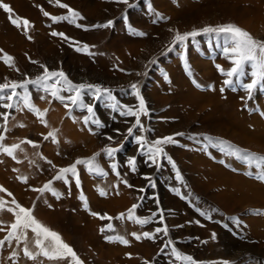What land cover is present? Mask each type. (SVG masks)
Segmentation results:
<instances>
[{
    "label": "bare ground",
    "instance_id": "obj_1",
    "mask_svg": "<svg viewBox=\"0 0 264 264\" xmlns=\"http://www.w3.org/2000/svg\"><path fill=\"white\" fill-rule=\"evenodd\" d=\"M60 1L68 4L73 10L78 11L85 18L79 22L87 25H91L97 21L103 22L106 19L117 18L125 8V5L115 4L114 2H109V0ZM171 1L150 0L151 5L156 11L170 18L166 22L158 21L157 26L150 25L146 21L148 18L150 21L155 19L152 13L144 11L148 6L141 5L142 10L140 9V12H130L128 14V18L132 21L133 26L141 29L147 35L144 39L133 38L134 40L125 36H118L122 40L115 39V41H112L108 46L109 52L107 58H99L97 62L101 74L99 78H102L109 86L137 84L140 94L149 104L150 109L158 112L163 111L156 116L157 120L158 118L160 119V122L158 121L159 123L156 125L158 138L174 136L176 133H206L210 134V137L214 136L242 149L264 155V117L260 115V111H264V95L262 96L258 92L254 93V98L248 104V108L253 109V111H250V114H246L245 110L240 109L244 104L242 100L238 99L231 92L226 91L227 89L223 93L220 92V88L223 86L222 78L218 77L217 71L207 61H202L194 54H189L188 64L191 76L201 87L207 88L205 91H200L190 86L182 75L184 71L181 73L179 69L178 61L173 60L169 64L166 62V58H171L172 56L168 47L170 46L173 33L168 31L169 28L184 33L190 32L193 29H202L209 25L235 23L248 31L254 38L264 41V0H176V5H173ZM3 2L13 8L14 15L28 19L34 26L25 35L23 26L19 29L12 27L9 23L8 14L0 9V50H3L0 52V56L3 53H7L14 57L15 66L19 71L29 68L26 63V55L38 61L47 62L48 55L54 53L56 51L55 48L58 47L56 45L58 44L57 41L48 34L51 30L61 28L57 26L46 29V25L50 24V20L44 18L41 12L34 9L33 6L41 5L52 15H62L67 10L64 11L51 7L50 3L44 0H3ZM147 16L149 17L147 18ZM118 28L120 30L123 27L118 25ZM65 30L66 33L76 39L74 31L71 28H68V30L65 28ZM28 36H31V40L28 39ZM148 60H155L163 65L170 82L167 84L162 83L163 78L158 75L157 71L152 70L156 62L142 69V64H146ZM218 61L217 63L224 69L228 68L225 60L218 59ZM85 68L86 70L95 72L94 68L88 64H86ZM77 70V66L74 65L72 72ZM15 71V69L6 68L5 64L0 63L1 81L5 77L11 80L16 79L17 73ZM81 75L83 74H75L78 78ZM209 85L214 90L209 89ZM31 93L33 99L40 95L33 91ZM46 100L48 101V98ZM252 102H255V104ZM35 105L41 111L47 109V112H49L52 109V113L48 116L49 128H61V132H58L62 135L59 136V150L62 156L67 157L66 160L60 159L61 157H55L50 153L51 150L47 148H50L51 144V146L49 145L50 147H47L48 145L46 147L41 146L43 149L42 153L50 158L57 167L65 166L67 163H71L78 158L98 152L104 143L107 142L105 137L110 135V131L104 132L98 138L90 137L83 131L78 133L76 128L70 126L68 123L63 122V125L59 124L58 119L63 112L58 106L51 107L50 105L49 107L51 108H47L48 104H46L45 108V104L35 103ZM255 109H259V111L256 112ZM15 112V119L14 121L9 120L8 128H15L17 121L27 122V124L29 123L27 126L32 127L30 126L32 124L31 116L23 110ZM2 123L3 121H0V124ZM77 127L79 126L77 125ZM30 128L26 129L27 131L15 128V130L13 129L14 132L12 130L7 133L8 138H12L14 134V140L25 139L29 136L27 134L32 132ZM79 128H77L78 131L80 130ZM113 128L119 129L120 133L124 132V127L121 125L114 126ZM33 129L35 130V127ZM2 131L0 129V132ZM39 132L43 133V130H39ZM111 136L114 137V140H119L120 137L116 134H111ZM94 137H97V135H94ZM39 149L30 148V151L33 152V163L38 164L41 169L47 170V165L44 163L45 160L43 159L44 162L40 160L39 153H37ZM167 153L187 174L188 178L186 182L192 193L197 195V197L204 198L203 200L197 199L195 201L196 206H199L198 208L204 207L211 220L226 221L227 225L233 230V233L240 237L239 240H235L233 239L235 236L232 238L222 232L217 224L213 225L211 222L210 224L204 222L205 228L199 230V237L205 239L209 243L208 247H211L208 249L211 252L209 258L211 259L213 255H216L215 258L217 260L231 261L239 258L241 255L255 253L261 256L262 264H264V215L253 214L255 211L264 213V182L247 178L240 172L243 170L241 166L236 167L238 169L236 170L237 172H228L219 164L211 163L198 153L191 154L176 148L167 149ZM85 174L80 173L81 187L88 200L89 209L93 212L107 213L112 217L116 212L127 210L139 199L138 195L132 193L131 190L125 189L121 184H119L117 190L112 189L105 198H101L94 189L96 185H99V181ZM35 180L30 179V185L36 187L37 182ZM40 181L43 180L40 179ZM108 181L113 183L115 180L111 177ZM107 184L108 182H105V187ZM132 185L133 187L140 186V181H134ZM178 189L180 191L183 190L181 187ZM118 190L119 194H117ZM14 192V196H16V199L22 205L27 207L30 205V201L34 195H22V193L16 190ZM75 192L71 187V199L62 203L69 208L67 214L60 210L62 204H53L55 210L52 213L43 211L42 206L40 211L38 208L40 205L37 207V204H35L34 215L44 225L57 232L63 241L68 243L81 259L85 260L87 259L86 257L92 258L95 252L97 253V258L93 259V262L96 264H123L124 262L134 263V260L127 261L123 258L125 253L132 255L141 254L142 257L145 256L149 259L156 254L157 248L155 243L131 241L130 244L132 245L130 248H121L109 244L104 245L99 242L96 238V232L100 228L101 222L98 220L99 218L88 216L85 212L81 211L80 204L76 201L74 202ZM182 192L185 191L183 190ZM159 194L160 206L164 209L172 210V215L165 219L167 225L175 227L189 220V218L181 217L180 211L183 212L181 210L183 205L180 202L169 197L165 192H160ZM223 215H236V219L235 221L233 218L224 219ZM64 216L67 218L66 221L69 226L63 223L65 220L62 222L61 218ZM125 220H127L126 214ZM124 223H128V221ZM125 228V230L140 231L139 228L131 226L130 223L126 224ZM209 232L215 233L216 238L219 240L218 245L222 247L221 252L215 254L214 244L210 241ZM187 233L178 230L175 234L181 237ZM245 241H248L247 243L253 241V244L244 243ZM204 256L201 253L197 255V259H202Z\"/></svg>",
    "mask_w": 264,
    "mask_h": 264
},
{
    "label": "rangeland",
    "instance_id": "obj_2",
    "mask_svg": "<svg viewBox=\"0 0 264 264\" xmlns=\"http://www.w3.org/2000/svg\"><path fill=\"white\" fill-rule=\"evenodd\" d=\"M44 1L49 2V0H44ZM169 1H171V0H169ZM173 2H174V0L171 1V3L173 5L177 4L176 0L174 3ZM61 3H64V2H61ZM130 3H133L135 6L132 8H128L125 5L124 10L120 13V15L117 18H111L112 20L115 21L114 27L109 28V29H96V28L91 27L92 25H95L97 23H105L109 19H106L103 22L97 21L96 23H92L91 25L81 23L82 25H85L88 27L89 30H87V31H85L84 28H77L74 25L69 24L66 21L53 24L52 21L49 18L45 17L43 15V13L40 11V7H42V6L41 5H34L33 6L34 9H36L37 11H40L44 18L50 20V24L46 25V29H51V28L57 27V26H59L61 28L58 30H51L48 34L51 38H53L54 40L57 41L58 44H56V45L58 47L55 48L56 51H54V53H51L50 55H48L47 62H41V61H38L37 59L32 58L31 56L26 55V63L29 66V68H27L24 71H19V72L15 71L17 73V77H16V79H13V80H17V81L22 80V79H24L25 75H27L30 78H35L37 75L41 74L43 72V69H41L38 66V64L31 63L32 60H35V61H38L40 64L46 65L50 70H63L66 73V75L69 77V79H71L74 83L101 84L102 86L111 89L112 94L119 100V102L121 104L136 105L138 103V101L136 100V98L134 96H132L130 94L131 93V87H130L131 85H124V86H109V85H107L106 82L103 81L102 78H99V76L101 74H100L99 66H97V62L99 61V58H101V59L107 58L108 52H109V48H108L109 44L112 41H115V39H121V37H118V36H125L129 39H133V38L134 39H142V38L144 39L145 38V36L140 37V36L130 35L128 32L127 26L125 25V23L122 19V16L127 15V17H128V14L130 12L131 13L140 12L142 10L141 5L148 6V4H151L150 0H130ZM50 6L61 9L56 4V0H52V2L50 3ZM147 9L144 11L146 13H149V11ZM61 10L65 11L67 9H61ZM45 11H47V10H45ZM47 12H49V11H47ZM67 14H68L67 12H64L62 15H67ZM50 15H52V14H50ZM148 17L149 16H147V18ZM146 21L148 24L150 23V25H153V26L158 25L157 23H153V21H150L149 18L146 19ZM128 22H129V24H131L133 26V23L129 18H128ZM9 23L12 27H15L10 21H9ZM118 25H121L123 28L119 30ZM133 27H135V26H133ZM65 28L67 30H68V28H71V30L74 31L76 39H74L68 33H66ZM135 28L139 31H142L141 29H139L137 27H135ZM52 31L65 33L66 36L71 38V41H79L81 46L83 44H87L89 46H94V47H90L89 50L92 53H96V55L90 56L88 54H85L84 52H77L75 50V47L77 45L73 44L72 46H70V41H66L59 36L54 37V36L50 35V33ZM215 42L216 41L214 38H210V37L204 36V35L196 37L195 40L189 39L186 42L185 46L177 45L172 51H170L172 56H171V58H166V62L169 64L173 60L178 61L177 62L178 66H180L179 69H180L181 73L184 71V73L182 75L188 81L190 86L194 87L197 90L205 91V90H207L206 87L197 88L193 84V80H195V79L191 76V72H188L185 70V65H184V61H183L182 57H186V59L188 61L189 54L191 53V54H194L196 57H199L200 60L207 61L210 64V66L215 71H217V75H219L218 77L222 78V82H223V80L226 77L222 76L219 73V71L217 70L215 65L219 64V63H217L218 59H222V60L226 61V65L228 66V68H225V70L229 69L231 67V65L226 59H224L222 57V55L219 53V50L214 47ZM99 44L101 45V49H100ZM99 53H102V55H100ZM153 61L148 60V62L146 64L145 63L142 64V69H145L148 66H150L152 63L154 64L156 62L155 60H153ZM0 63H3L2 59H0ZM86 64L92 66L94 68L95 72H91L89 70H86V68H85ZM74 65L77 66L78 70L72 72V67ZM188 66H189V64H188ZM5 67L9 68L6 65H5ZM163 67H164L163 65L156 62L154 64V67H152L153 68L152 70L157 71L158 75L161 78H163L162 83L164 82L165 84H167L169 82V80L166 81L164 79L165 74L167 75V73H166L165 68H163ZM189 68H190V66H189ZM76 73H79V75L80 74H83V75H81L80 78H78L77 76H75ZM3 82H4V80L1 81V79H0V83H3ZM222 85H223V83H222ZM222 87H225V90L227 89L226 91L231 92L232 94L236 95L237 98L240 100H241L242 96L246 95V93L242 90L232 91L231 89L227 88L224 85ZM31 91H33L37 94H40V95H38V97L33 99L34 104L35 103L45 104V108L47 106L46 104H48L47 108H51L52 106H58L63 112L58 119L59 124L63 125L64 123H68L70 126L76 128V131L78 133H81L83 131L84 133L86 132V135H88L90 137L98 138L99 136H102V134L104 132H107V131H110L109 132L110 135L111 134L117 135V133L114 131L115 130L113 128L114 126L121 125L122 127H124V132L123 133L121 132L122 133L121 135H117L118 137L120 136L119 140H115V143H112L110 141L108 142V140H107V142L104 143V145L101 147V149H102L103 147L108 145V146L116 147L119 149V151L115 155L114 160H110V159L106 158L103 154H101V157L98 158L103 167H104V165H106V167H104V168L106 171L109 172V175L107 176L106 179H101L100 177H98L96 175H90L83 166H78L79 174L81 172L83 174L86 173L85 174L86 176L94 178V180L99 181V185H96V187H94V189L99 194V192L97 190L98 187L104 188L107 191V193L109 191L111 192L112 189L117 190V188L113 187V185H117L120 183H119L117 177L115 176V174L112 173V171L109 167L110 164L116 163L117 167H118V171L121 173V176L124 179H127L131 185H132V182H134V181H137V182L140 181V186H136V187L134 186L132 188L125 187L123 184H121L125 189L131 190L132 193H134L135 195H138L139 198L144 197L143 201H140L138 199V201H135V203H133V204H138V203L141 204V207L137 209V213H136V215L138 217H142V218L143 217H150V216H152L153 213H159L160 210H165V211H163V216H164L163 224H161L159 222L160 217H159V215H157L154 222L145 225L143 228L133 221H128L125 219L123 221H121V220L115 219V217H117L120 213H125L127 215V210L130 209L133 204L125 211L116 212L112 216L114 218L112 221L100 220L96 217L101 222L100 228L97 229V232L98 231L99 232L98 233L96 232V236H97L96 238L99 240V242H101L104 245L109 244V245L119 246L121 248H130L132 245V244H130L131 241L132 242H138V243H155L156 248H157L156 249L157 252L151 259H149L145 256L142 257L141 254H134V255L131 254V258H129L128 254H130V253H125L123 258L127 261L134 260V263L124 262L123 264H144L145 261H147L148 264H180L179 261H175L174 257L171 256V248L170 247H167V248L164 247L165 241H167L169 239L173 241V246L176 247L178 250H180L182 253L192 256L193 259L196 261V264H240V263L241 264L242 263L248 264V262H249V264H253V263L254 264H262L261 256L258 254H255V253L244 254V255L239 256V258L231 260V261L217 260V258H215L216 255H213L211 257V259L209 258V255L211 252L208 249H210L211 247H208L209 243H207V241L205 239H201L199 237V230L205 228L204 222L209 223V224L211 222V224H213V225L217 224L218 228L222 232L228 234L232 238L235 236L233 238L235 240H239L240 237H238L237 235H235L233 233V230L231 229V227H229L227 225L226 221H223V220L222 221H218V220L213 221V220H211V218L209 217L208 214H207V216L209 218H206L205 216L200 215L201 212H206V211L204 210V207L198 208L199 206H196L195 201L197 199L203 200L204 198H202V197L200 198V196L197 197V195L192 193V191L189 188V185H187V182H186L187 178H188L187 174L182 170V167H179V165L177 164V162L173 158L172 159L176 162V165H178L177 168L179 169L180 174L184 179L183 183H181L180 181H178L176 179L175 170L171 167L170 164L167 163L166 160L163 161V167L160 168L159 170H157V168L155 166L150 165V162L147 161V158L145 156L140 155V153L138 152V145L134 142L133 138H131V137L126 138V136L124 135V134H126V130L128 129V127H130L131 123L134 121V117H129V118L120 117L118 115V113L112 112L109 108H106L104 106L103 101L96 103L95 104L96 115L106 125V127H104L103 129H96L95 126H92L93 131H97L99 133L97 135V137H94V135L91 134L88 131V129L85 128L84 125L79 120H77V122H73V119L71 118V116L81 117L82 115H85L86 112L74 110L70 116L67 109H65V107L59 101L52 99V97L49 94L44 93L41 90L30 86V92ZM258 93H260L262 96L264 95V92H258ZM62 94L66 95V93H62ZM41 95H44L46 97V99L48 98V101L46 99L41 100L39 98ZM49 100H51V103H49ZM89 102H92L90 100V98H89ZM252 103L255 104V102H252ZM146 104H147V107L149 109V116H142L141 117V121L145 127V132L143 134L145 136H147L149 139H156V138H158L157 137L158 134H156V125H157V123L160 122V119L158 118V120H157L156 116L159 113H162L163 111L162 110L159 112L153 111L152 109H150V107L148 106L149 104L147 102H146ZM248 104H249V101H248ZM50 105H51V107H49ZM242 107L240 109H242L243 111L245 110L246 114H250V111H249L250 108H248V107L245 108L244 104L242 105ZM0 111H5V110L0 109ZM23 111L32 117V124L30 125L32 127L30 128L29 126H27V125H29V123L27 124V122L17 121L15 124V128H20L19 130L25 129V131H27L26 129H28V128L32 129V132H30L31 135L29 133L27 134V135H29V136H27L29 138L26 137L25 139H30V140L34 141L35 143L39 144L40 147H38V148H40V149H39V151L37 150V153H39L40 160H43V159H41V156L46 157V155L42 153L43 152L42 147L43 146L46 147V145H48L47 147H50L52 145L50 148H47V149L51 150L50 153H52L53 156L58 157V158L61 157L60 159L66 160L67 157L62 156V154L60 153L59 143L58 144L53 143L51 138H49L47 140L44 139V136L47 135V133L49 131H51L50 129H52L51 127L49 128V121H48V116L52 113V109H51V111L47 112L45 115V119H46L47 125H48L47 127L44 124H42L40 122V120L34 114H32L31 112H28L27 109H24ZM15 115H16V112H15V110H13L11 112V117H15ZM11 117H10V119L12 121H14V119H12ZM126 119L128 122H125ZM0 121H3L2 118H0ZM23 123L24 124L26 123V124L24 125ZM74 123H76V124H74ZM19 124H23L24 127L23 128L18 127L17 125H19ZM77 125L81 128L77 127ZM34 127H35V130L33 129ZM15 128H9V130H10L9 132H11L13 129L15 130ZM36 128H38V129L36 130ZM77 128H79L80 130L78 131ZM55 129H59V131L61 132L60 127L59 128L56 127ZM148 129H151V131L150 132L147 131ZM14 130H13V132H14ZM39 130H43V133L39 132ZM29 131H31V130H29ZM4 134L6 135V139L4 141V143L6 145H11L12 143L14 144L17 141H18L17 143L20 142V140H18V139H16V140L13 139L14 134H13L12 138L11 137L8 138L7 133H4ZM60 135H61L60 133H57L58 140H59ZM190 135L198 136L200 142L197 143L194 140L188 139V136H190ZM204 135L210 136V134H206V133H197V134L195 132L184 133V136H182V137L181 136L175 137L176 140H179L178 144H169V145L164 146L165 151L167 152V149H169V148H176V149L183 150L184 152H188L191 154L192 153H198L204 159L210 161L211 163L219 164L223 169H225L228 172H231V171L234 172L232 170V168L233 167L236 168L237 166H241L243 168V170L240 171L243 175H245L246 171H254V168H251V169L247 168L246 166L240 164L239 162L234 161L232 158L228 157L227 155L221 153V151L219 150L218 147L215 146V144H209L207 141H204L203 140ZM211 137L213 138V141H215L217 138L214 136H211ZM12 140H14L15 142L14 141L12 142ZM7 141H8V143H7ZM41 142H42V144H41ZM54 144H55V146H54ZM188 145H189V147H188ZM234 146H236V145H234ZM21 147L24 149V151L21 152L18 150L16 152V156H17L18 160L20 161L19 163H17L16 160H13L11 157H8L5 154H0V161H3L2 163H0V177H1L0 178V186H3L5 189H7L8 192H11L15 199H16V196H14L15 195L14 190L19 191L20 193H22V195H27V194L34 195L33 199L30 201V205L28 207L22 205L17 199L16 200L23 207L31 208V207H33V205L37 204V207L40 205V207H38L39 209L42 206V210L44 209L43 211H46V212L49 211L51 213L54 212V210H55L53 204H62L65 201L71 199V187H72L74 189V191H76L75 192L76 196H75L74 202L76 201L78 204H80L81 211L85 212L88 216H92L90 214V212H93V211L90 209L86 210L83 206V202L79 199L80 192L81 191L83 192V189L81 187V184H80V188L76 187L74 179L71 180L70 185H65L62 181H55L54 182L53 187L56 188L60 193H62V196L60 199H57L50 192H47L43 196H41L39 193L32 191L31 188L34 186L30 185V179L35 180V177H36V180H35L37 182L36 188L42 187L49 180H52V178L55 176L57 169L59 167L54 169V168H52V166L50 164L48 165L47 160H51V159L46 157V159H44L45 162H44V160H43V162L45 163V165H47L48 171L41 169L38 164L36 165L35 163H33L34 162V159L32 158L33 152L30 151L31 146L28 144H23V145H21ZM56 147H58V148H56ZM236 147H238V146H236ZM239 148H241V147H239ZM248 151H250V150H248ZM250 152H253V151H250ZM254 153H256V152H254ZM93 154L82 157V158L91 157ZM256 154L261 155L259 153H256ZM130 157H136V159H137V170L138 171H136L135 173L131 172L127 166V160ZM221 161H224V163H221ZM73 162L67 163L65 166H62V167L69 166ZM227 165H232V167H228ZM79 168H81L83 170H81ZM14 169H16V171H14ZM22 169H24V170H22ZM50 170H51V172H49ZM49 174H51V175H49ZM145 176H150L155 181L156 186L154 188L148 186L149 181L144 179ZM245 176L247 178L249 177L247 175H245ZM17 177H27L28 182L23 183ZM111 177L115 180L113 183H111V181H108V180H110ZM42 178H44V179H42ZM249 178L254 180V181H258L255 179L254 176L249 177ZM40 179L43 181H40ZM105 182L106 183L108 182L106 187H105ZM55 185H57V186L55 187ZM175 187L176 188L181 187V188H183V190L185 192H182L183 191L182 190V191H180V195H175V192L172 193V189H174ZM140 188H145L146 191L143 193L139 192L138 189H140ZM159 191L165 192L169 197L176 199L178 202H180L183 205V208L181 209V210H183V212L180 211L181 217L189 218V220H186L182 224L177 225L175 227H170L169 225H167L165 219L167 217H169L170 215H172V210L164 209L160 206L161 201H160V194H159L160 192ZM69 192H70V194H69ZM118 193H119V190H118ZM83 194H84V192H83ZM157 194H159V195H157ZM0 197H3L6 201H9V204L7 206H12L10 204L12 197H9L6 193H3V192H0ZM99 197L105 198L106 196L102 197L99 195ZM181 197H183V198H181ZM157 201H159V204H157ZM37 202H39L40 204ZM60 210L64 211L65 214H67L69 212V208L66 207L65 204L61 205ZM40 211H41V209H40ZM100 214L103 215L105 213H100ZM109 216H111V215H109ZM223 217H224V219L233 218L234 221L236 219V215L235 216L234 215H223ZM14 220H15L14 216L11 213L7 212L6 210L0 212V221L4 222V227L6 229L5 231L0 232V239H3L4 236L7 234V227L12 222H14ZM61 220H62V222L65 220L63 223L67 224L69 226L68 222L66 221L67 218H65V216L62 217ZM114 221H115V223H114ZM127 221H128V223H124ZM109 222H111L114 225L116 231L115 232L105 231L102 234L100 229L102 227H105ZM129 223L131 226H136L137 228H139L140 231L125 230L126 224H129ZM224 223H226V224H224ZM164 225H166L168 227L169 235L167 237H164L163 233H160L157 235L155 241L145 239V238H142L141 240L137 241L132 235V233L140 234L143 231H154L157 227H163ZM178 230H181L183 232H188V233L185 235L183 234L181 237H179V236H177V234H175ZM213 233L214 232H209V235H210L211 243L214 244V252L216 254L217 252L222 251V247L220 245H218L219 240L216 238V235H215V238L213 239ZM116 234L124 236L129 241V245L125 246L121 243L108 242L105 239V237L108 235H116ZM28 238H29L30 249L35 251L36 249L34 248V245L32 243V241L34 239V235L30 231L28 233ZM247 242L245 241L244 243H247ZM247 244H253V241H249V243H247ZM22 248H23V244L17 246L16 242L13 241L11 247H9L7 245V242H6L5 247L3 249H0V264H14V260H15V264H40V260H43V264H54V263L60 264L61 262H62L61 264H69L68 260L59 261V262L58 261H48L42 257L38 258V260L36 262H33L31 260H28L26 257H24L23 252H22ZM161 249H163V251ZM13 250H15L18 253V256L16 258H14V260H11V259H9V257H10ZM201 253L204 254L205 256L202 259H197V255H200ZM93 255H94V257H92V258L86 257L87 259H85V260H83L81 258L80 259L84 261V264H96L95 262H93V259L97 258V253L94 252ZM136 256H138V257H136ZM144 258H146V259H144ZM252 259H253V261H252ZM257 261H258V263H257Z\"/></svg>",
    "mask_w": 264,
    "mask_h": 264
},
{
    "label": "snow or ice",
    "instance_id": "obj_3",
    "mask_svg": "<svg viewBox=\"0 0 264 264\" xmlns=\"http://www.w3.org/2000/svg\"><path fill=\"white\" fill-rule=\"evenodd\" d=\"M51 3L52 0H49ZM109 2H114L116 4L126 5L128 8H132L135 5L130 3V0H109ZM56 4L61 9H67V15H50L49 12L45 11L43 7H40V11L43 15L49 18L53 24L60 22H68L69 24L74 25L77 28H84L85 31L89 30L87 26L82 25L78 21L85 19L78 11L73 10L68 4L61 3L60 0H56ZM0 9L8 14L9 21L18 29L23 26V31L25 35L28 34V31L32 23L26 19L21 18L18 15H14L13 8L4 3L3 0H0ZM148 11L152 13L155 17L153 23L158 21H167L168 17H165L159 11H156L151 4H148ZM122 19L127 26L128 32L130 35L144 37L147 33L137 30L128 22L127 15H123ZM115 21L109 19L105 23H97L92 25V28L96 29H109L114 27ZM169 32L173 33L169 51H172L177 45L185 46L186 42L189 39L195 40L196 37L204 35L210 38L215 39L214 47L219 50V53L224 59H226L231 67L225 70L220 64H216V68L219 73L226 77L223 80V85L232 91L242 90L246 93V96H242L241 100L244 102L245 108L248 107V101H251L255 92H264V41L254 38L248 31L239 27L235 23H225L218 24L215 26H205L202 29H193L190 32L181 33L179 30L172 28L168 29ZM50 35L56 37L59 36L66 41H70V46L73 44L77 45L75 50L77 52H84L88 55H96L92 53L89 49L90 47L87 44L81 46L79 41H71V38L66 36L63 32L52 31ZM28 39L31 40V36H28ZM3 50H0L2 52ZM102 55V53H99ZM0 59L3 60V63L9 68L15 69L19 72V69L15 66L14 57L7 53H3L0 56ZM185 65V70L190 72L188 66V61L186 57H182ZM154 62V61H153ZM31 63L38 64V66L43 69V72L37 75L35 78H30L27 75L24 76L22 80H10L7 77L4 78V82L0 83V109L5 111H0V118H2L3 123L0 124V129L3 131L0 132V154H5L8 157H11L13 160H16L17 163L20 161L16 156V152L19 150L21 152L24 149L21 147L23 144H28L33 148H38L39 145L30 139H22L19 143H14L11 145H6L4 143L6 135L10 130L8 128V122L11 117V112L13 110L19 112L24 109H27L28 112L34 114L42 124L46 127L47 121L45 115L47 109L41 111L33 102V96L30 92V86L35 87L41 90L44 93L49 94L52 99L59 101L65 109H67L69 115L74 110H79L81 112H86L85 115L81 117L71 116L73 122L79 120L85 128L93 135H98L97 131H93L92 126H95L96 129H103L106 125L97 117L95 111V104L101 101L104 102V106L109 108L112 112L118 113L120 117H134V121L131 123V126L126 130V138H133L134 142L138 145V152L140 155L145 156L147 161L150 162V165L155 166L157 170L163 167V161L166 160L168 164L176 172V179L183 183V177L180 174L179 169L172 157L165 151L166 145L169 144H178V141L175 139L176 136H184V133H176L174 136H165L156 139H149L143 133L145 132L144 124L141 121L142 116H149V109L147 107L144 97L140 94V90L137 84L133 83L131 87V95L136 98L138 103L136 105H125L121 104L119 100L112 94V90L102 86L101 84H91V83H74L63 70H50L46 65L40 64L38 61L32 60ZM164 79L167 81L168 76L165 74ZM170 82V81H169ZM193 84L197 88H201V85L193 80ZM209 89H212V86L209 85ZM214 90V89H212ZM225 87L220 88V92L223 93ZM66 93V95L62 94ZM41 100L46 99L44 95L39 97ZM89 98L92 102H89ZM51 103V100H49ZM253 111V109H249ZM259 111V109H255ZM260 115L264 117V111H260ZM15 119V117H11ZM125 122H128L127 119ZM18 127L23 128V124L17 125ZM59 129L53 128L51 131L44 136V139L47 140L51 138L53 143H59L57 138V133ZM117 135H121L119 129L114 130ZM147 131H151L148 129ZM108 141L115 143L114 137L108 135L105 137ZM188 139L194 140L197 143L200 142L198 136H188ZM203 140L207 141L209 144H215L219 148L221 153L232 158L234 161L239 162L240 164L246 166L247 168H254V171H246L245 175L252 177L254 176L256 180L264 182V155H258L254 152H250L246 149H241L232 145L229 142L216 138L213 141V138L204 135ZM119 151L116 147H111L106 145L99 152L94 153L91 157L88 158H78L72 164L66 167H59L55 176L52 180H49L42 187L36 188L32 187L31 190L39 193L43 196L45 193L50 192L57 199H60L62 193H60L56 188L53 187L55 181H62L65 185H70L71 180H75L77 188H80V174L78 171V166H83L90 175H96L101 179H106L109 175V172L105 170L102 166L100 160L98 159L103 154L106 158L114 160L116 153ZM41 159H46L41 156ZM3 161H0L2 163ZM47 163L56 169L57 166L52 163L51 160H47ZM224 163V161H221ZM127 166L131 172L135 173L137 171V159L136 157H130L127 160ZM232 167V165H227ZM112 173L115 174L120 184H123L125 187L132 188L127 179H124L121 176V173L118 171L116 163L109 165ZM233 171H236V168H232ZM16 171V169H14ZM23 183L28 182L27 177H17ZM144 179L149 181V187H155V181L150 176H145ZM115 188H119V184L113 185ZM100 196H107V191L100 187L97 189ZM176 195H180V189H172ZM139 192H145V188L138 189ZM0 192L6 193L9 197H12L10 204L12 206H7L9 201H6L3 197H0V212L7 211L11 213L15 220L7 227V234L3 239H0V249L5 247V243L11 247L13 241L16 242L17 246L23 244L22 252L24 257L28 260L36 262L38 258H44L48 261H64L68 260L69 264H84V261L80 259L77 253L73 248L63 241L61 236L51 230L48 226L40 222L34 215V207L26 208L23 207L17 200L13 197L11 192H8L3 186H0ZM70 194V193H69ZM117 194L118 191H117ZM183 198V197H181ZM79 199L83 202V206L86 210H89L88 200L80 192ZM144 197H140L139 200L143 201ZM159 204V201H157ZM14 206V207H13ZM141 207V204H133L130 209L127 210L126 219L128 221H133L140 225L142 228L154 222L157 215L160 217V223L163 224L164 216L163 210H160L159 213H153L150 217H138L136 215L137 209ZM94 217L99 218L100 220L112 221L113 217L109 216L107 213L101 215L97 212H90ZM254 215H264L260 211H255ZM200 215L207 216L206 212H201ZM117 220L123 221L125 219V213H120L117 217ZM198 223V222H197ZM238 223V221H237ZM4 222L0 221V232L5 231ZM29 231L34 235L32 241L34 248L33 251L29 247ZM103 234L105 231L115 232L116 229L114 225L109 222L105 227L100 229ZM163 233L164 237L169 235V230L166 225L163 227H157L154 231H143L140 234L132 233L133 237L139 241L142 238L155 241L158 234ZM215 238V233H213V239ZM108 242L121 243L125 246L129 245V241L122 235H108L105 237ZM164 247L171 248V256L174 257L175 261H179L180 264H196V261L192 256L186 255L173 246L172 240L165 241ZM163 251V249H161ZM131 258V254H128ZM18 256V253L13 250L9 259L14 260ZM15 264V260H14ZM40 264H43V260H40ZM144 264H148L147 261Z\"/></svg>",
    "mask_w": 264,
    "mask_h": 264
}]
</instances>
